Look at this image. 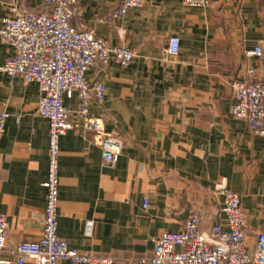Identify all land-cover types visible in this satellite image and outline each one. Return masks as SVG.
<instances>
[{
  "label": "crops",
  "instance_id": "0c3cea01",
  "mask_svg": "<svg viewBox=\"0 0 264 264\" xmlns=\"http://www.w3.org/2000/svg\"><path fill=\"white\" fill-rule=\"evenodd\" d=\"M122 1L84 0L82 18L72 20L111 46L130 48L134 58L87 72L91 85L106 86L104 102H91L90 117L123 142L115 166L104 165L100 148L85 137L78 94L65 98L73 129L60 142L59 237L100 257H150L158 238L179 232L191 211L201 215V232L218 224L227 229L218 192L226 186L241 198L252 251L264 233V137L233 117L231 85L247 79L248 70L264 83V56L250 54L264 42V0H210L207 8L147 0L118 22L120 40L117 25L101 20ZM13 6L46 11L43 0H0V28ZM172 37L180 40L179 55L166 60ZM13 55L0 38V67ZM41 95L38 84L0 72V112L10 115L0 144V214L9 221V249L43 232L49 123L38 113Z\"/></svg>",
  "mask_w": 264,
  "mask_h": 264
},
{
  "label": "built area",
  "instance_id": "2783aa9c",
  "mask_svg": "<svg viewBox=\"0 0 264 264\" xmlns=\"http://www.w3.org/2000/svg\"><path fill=\"white\" fill-rule=\"evenodd\" d=\"M84 0H43L46 11L25 13L13 6L2 21L0 38L14 49V55L0 67L9 77H21L27 83H36L41 90L38 113L49 123L48 175L43 186L46 203L42 219V236L32 242H22L16 248H7L9 221L0 214V264H264V233L260 234L252 251L245 242L246 216L240 196L220 186L223 198L222 225H214L209 233L200 230L201 215L194 210L176 233H163L150 257L116 259L100 257L88 251H78L58 235L60 142L73 129L72 112L65 98L78 94L80 105L76 115L84 121V135L100 148L103 164L115 166L123 151L122 140L106 131L101 119L90 117L92 101L102 103L106 86L102 82L91 85L87 72L97 63L110 62L128 65L134 58L126 46H111L99 38L94 30H80L72 20L82 18ZM147 0H123L121 5L101 22L116 24L120 40L124 30L118 22L130 9L142 8ZM210 0H183L190 8H207ZM264 42L256 45L250 54L264 56ZM180 40L172 37L165 59L177 57ZM247 79L235 80L231 85L232 115L247 122L253 134L264 137V83L247 71ZM7 112H0V144L6 135ZM93 222L88 223L91 233ZM9 255L11 259H9Z\"/></svg>",
  "mask_w": 264,
  "mask_h": 264
}]
</instances>
